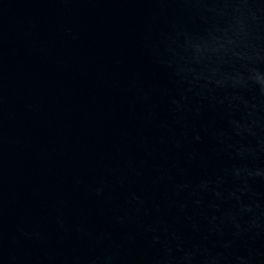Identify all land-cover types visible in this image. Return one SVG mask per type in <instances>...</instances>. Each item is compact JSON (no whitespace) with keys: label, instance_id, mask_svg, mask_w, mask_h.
I'll use <instances>...</instances> for the list:
<instances>
[{"label":"water","instance_id":"water-1","mask_svg":"<svg viewBox=\"0 0 264 264\" xmlns=\"http://www.w3.org/2000/svg\"><path fill=\"white\" fill-rule=\"evenodd\" d=\"M0 264H264V0H0Z\"/></svg>","mask_w":264,"mask_h":264}]
</instances>
